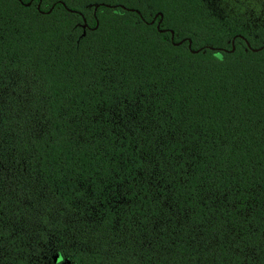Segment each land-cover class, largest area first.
<instances>
[{
    "label": "trees",
    "instance_id": "1",
    "mask_svg": "<svg viewBox=\"0 0 264 264\" xmlns=\"http://www.w3.org/2000/svg\"><path fill=\"white\" fill-rule=\"evenodd\" d=\"M64 2L67 8L47 0L45 11L50 4L53 10L50 15H40L35 5L28 8L15 0H0L4 56L14 58L12 67L16 69L15 76L0 80V206L5 208L6 217H11L13 223L19 220L21 226L15 241L9 239L0 245V264H55L54 249L73 243V236L77 247L69 250L72 264H195L198 255L202 261L203 249L190 246L192 229L181 226L188 211L183 199L167 200L152 183H145L139 196L133 191L135 200H121L117 195L109 204L111 197L106 192L103 203L108 206L90 212L85 224L51 225L46 217H40V226H47L49 231L39 233V240L25 235L31 232L30 217L25 218L21 202L34 200L40 188L60 187L62 199L67 202L71 196L63 189L70 193L79 187L78 195H84L100 187V158L93 155L95 146L79 143L75 137L69 140V136L78 128L77 137L84 133V139H88L102 128L112 127L96 123L95 113L104 112L105 120L115 119L117 124L124 117L126 108L110 110L117 101L105 87L109 77L116 78L120 73L126 82L131 79L133 86L146 82L161 87L169 82L172 96L178 100L187 96L194 112L211 117L201 121L196 116L197 123L210 124L214 130L226 128L229 143L237 141L239 153L231 159L242 164L237 171L243 172L245 183L264 184V52H251L243 39H236L234 53L230 52L231 45L225 44L226 37L242 31L237 25L243 22L231 15L235 9L232 0H184L180 5L157 0L148 11L136 0H106L117 5L115 11L102 7L94 15L83 16L74 11L78 7L76 0ZM121 6L138 8L139 14ZM159 12L163 15L160 30L167 32H158L159 17L150 24ZM84 17L89 20V28L98 19L101 31L90 32V40L77 42L79 31L72 25ZM169 31L175 34L174 43L195 31L200 38L192 37L191 50L210 43L220 49L224 61L203 62L190 52L188 43L174 46ZM244 36L252 49L264 44V29L259 40L246 32ZM34 78L42 79V83H35ZM30 85V91L39 88L46 97L43 108L25 105L23 92ZM132 99L128 96L127 103ZM71 116L77 117L75 125L67 123ZM81 116L88 126L86 133L80 124ZM110 139L115 137L110 135ZM131 140L128 136L124 143ZM128 151L131 149L125 155ZM100 166L106 167L107 162L100 161ZM140 167L141 163L135 166ZM135 168L131 169L133 175ZM121 178L125 183L132 180L131 175L123 173ZM233 179L226 175L225 184ZM156 192L167 203L159 199L153 203ZM145 195L148 199H143ZM260 199H264V193H257ZM17 207L19 213L15 211ZM80 217H84L83 210ZM89 219L94 230L87 225ZM198 220L199 216L191 218L192 223ZM66 228L67 235L61 236L59 233ZM177 236L184 242L173 248ZM106 251L109 256L103 254Z\"/></svg>",
    "mask_w": 264,
    "mask_h": 264
},
{
    "label": "snow or ice",
    "instance_id": "2",
    "mask_svg": "<svg viewBox=\"0 0 264 264\" xmlns=\"http://www.w3.org/2000/svg\"><path fill=\"white\" fill-rule=\"evenodd\" d=\"M15 2L28 8L35 5L40 15H50L53 10V5L50 4L45 11L47 0H15ZM76 2L78 7L74 11L81 16L83 13L94 15L102 7H111L113 11L117 8V5H110L106 0H76ZM136 2L148 11L157 0H136ZM169 2L180 5L184 0H169ZM54 3L68 7L64 0H54ZM68 3H72V0H68ZM232 3L235 6L231 13L232 17L237 22H243L237 25L242 29L241 32L225 38V44L231 45L230 52L234 53L236 39H243L245 48L252 47L244 36L245 32L253 40L261 39V30L264 29V0H232ZM133 12L138 15L139 9L134 8ZM156 15L158 17L161 13ZM155 22L154 19L153 23ZM88 24V18L84 17L72 25L73 29L79 31L77 42L88 41L92 38L89 36L90 32L101 31L98 19L91 28ZM229 31L231 32V29ZM192 37L200 38L193 31L191 36L185 37L182 42L188 43ZM3 46L4 38L0 36V80L6 76H15L16 73V69L12 67L15 63L14 58L4 56ZM256 51L264 52V44L259 45ZM194 55L205 63L223 62L225 59L220 49L210 43L201 44L195 49ZM101 71L107 70L101 69ZM104 79L105 77L102 76L100 82L103 83ZM34 82L42 83V79L36 81L34 78ZM105 87L112 91V99L117 101L110 110L115 112L122 107L126 108L124 117L120 118L117 124L115 119L105 120L104 112L95 113L96 123L108 124L112 127L102 128L88 139H84V133H80L77 137L78 128L69 136V140L75 137L79 143L95 146L93 155L100 158L97 162L100 187L91 194L85 192L84 195H78L81 192L79 187L70 193L68 189H63L64 193L71 196L67 202L62 199L60 187L40 188L35 193L34 200L21 202L27 213L25 218L30 217L28 226L31 232H26L25 235L29 238L35 236L39 240V233L49 231L47 226H40V217H46L51 225L61 222L68 226L85 224V217L90 212L108 206L103 203L106 192L111 197L109 204L117 195H120L121 200L129 197L135 200L139 196L140 188L145 183H152L154 188H159L165 193L167 200L183 199L184 207L188 211L182 218L181 226L191 228L194 233L190 246L197 250L203 249L205 253L202 261L198 255L195 264H264V199L257 200V193H264V184L245 183L243 172L237 171L243 167L242 164L239 161L233 163L231 159L234 153H239V145L235 140L229 143L231 138L228 137L226 128L214 130L210 124L197 123L196 116H199L201 121L209 120L211 117L205 116L198 110L194 112L187 96L179 100L172 96L167 81L161 87L148 85L146 82L133 86L132 80L126 82L123 73H120L116 78L109 77ZM145 87L148 88L147 92L143 91ZM125 88H129L130 91H124ZM30 89L31 85L23 92L25 105L31 107L35 104L38 108H43L46 103L43 92L39 88L36 91ZM117 91L120 95L116 94ZM128 96L133 97L131 103H127ZM2 123L3 120L0 119V124ZM67 123L75 125L77 117H69ZM80 124L86 133L88 126L84 125L83 116L80 117ZM110 135L115 139H110ZM128 136H131L132 140L125 144L124 140ZM128 149L131 151L125 155ZM100 161L107 162V166H100ZM137 163H141L142 167L135 168ZM132 168H135V175L132 174ZM122 173L126 176L131 175L132 180L125 183L121 178ZM226 175L235 177L227 185ZM137 180L139 183L133 184ZM133 191L137 196H133ZM143 199H148L147 195ZM157 199L167 203L159 192L154 193L152 202L155 203ZM81 210L84 212V217L78 218ZM15 211L19 213L20 207ZM194 216H199V220L192 223L191 218ZM87 225L92 226L94 230L95 225L92 220H87ZM67 232L66 228L59 234L64 236ZM20 233V221L13 223L11 217H6L5 208L0 206V245L9 239L15 241ZM72 239L73 243L54 249L52 259L55 264H72L69 250L77 247L75 237L73 236ZM183 242L177 236L172 242V247L174 248L176 243ZM85 250L80 249V251ZM87 251L91 252V249ZM103 254L110 255L107 251Z\"/></svg>",
    "mask_w": 264,
    "mask_h": 264
},
{
    "label": "water",
    "instance_id": "3",
    "mask_svg": "<svg viewBox=\"0 0 264 264\" xmlns=\"http://www.w3.org/2000/svg\"><path fill=\"white\" fill-rule=\"evenodd\" d=\"M106 8H111V7H106ZM121 8L124 9V10L132 11V12H133L132 9H126V8H124L123 6H121ZM72 12H73V11H72ZM159 13H160V12H159ZM158 17H159V21H158L157 24H156V28H157L158 32H160V33L167 32L168 30H160V24H161V22H162V18H163L162 13H161V15H159ZM154 19H155V21H156V19H157V15H156V14L154 15L152 21L150 22L151 25L154 24V23H153V20H154ZM169 33H170V35H171V37H170L171 42H172V44H173L174 46H179L180 44L183 43L182 41H183L184 39H183L182 41L178 42V43H174V42H173V37H174V36L172 35V34H173V31H169ZM187 47H188V49L190 50V52H191L192 54H194L195 51L191 50V41L188 42ZM248 49H249L251 52H253V53H256V52H257L256 49H252V48H248Z\"/></svg>",
    "mask_w": 264,
    "mask_h": 264
}]
</instances>
